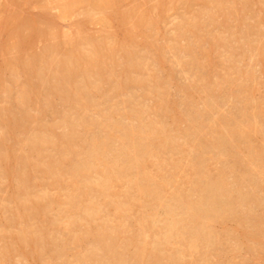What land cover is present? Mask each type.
I'll return each mask as SVG.
<instances>
[{"label": "rangeland", "instance_id": "rangeland-1", "mask_svg": "<svg viewBox=\"0 0 264 264\" xmlns=\"http://www.w3.org/2000/svg\"><path fill=\"white\" fill-rule=\"evenodd\" d=\"M0 264H264V0H0Z\"/></svg>", "mask_w": 264, "mask_h": 264}, {"label": "bare ground", "instance_id": "bare-ground-1", "mask_svg": "<svg viewBox=\"0 0 264 264\" xmlns=\"http://www.w3.org/2000/svg\"><path fill=\"white\" fill-rule=\"evenodd\" d=\"M24 41V40H23ZM18 49H19V47H18ZM20 50V49H19ZM97 50H98V48H97ZM93 52V51H92ZM98 53H100L99 51H98ZM96 55H97V52H96ZM87 57V56H86ZM98 57V56H97ZM43 59V58H42ZM52 59V58H51ZM70 59V58H69ZM73 59V58H72ZM72 59H71V61H72ZM63 60H64V58H63ZM46 61V60H45ZM91 62H93V61H91ZM49 63V62H48ZM61 63V62H60ZM64 64V63H63ZM75 64V63H74ZM74 64L73 63H67L66 65H62V63H61V65L62 66H65L66 68H64V69H66V70H68V71H70L73 67H74ZM76 65V64H75ZM88 65H91V64H88ZM61 66V67H62ZM94 66V65H93ZM76 68H77V65L75 66ZM48 68V67H47ZM54 70V69H53ZM62 71L64 72V70L62 69ZM61 71V72H62ZM75 72V71H74ZM42 74V73H41ZM59 81V80H58ZM93 87V86H92ZM24 123V122H23ZM136 129V128H135ZM123 131V130H122ZM124 132V131H123ZM126 132V131H125ZM133 132V131H132ZM131 132V134H133ZM150 133V132H149ZM150 134H152V133H150ZM149 134V135H150ZM122 135H124V134H122ZM127 135V134H126ZM138 136V135H137ZM136 137V136H135ZM137 138V137H136ZM131 139V138H130ZM35 141V140H34ZM40 142V141H39ZM134 142V141H133ZM145 149V148H144ZM143 149V150H144ZM104 150V149H103ZM147 150V149H146ZM145 151V150H144ZM142 153V152H141ZM147 153V152H146ZM141 155H143V154H141ZM149 155V154H148ZM100 154H98V153H96V154H93L92 155V158H91V160H90V162H91V164H93L94 162H96V161H98V160H101L100 159ZM143 158V157H142ZM135 161H136V164L134 165V167L135 168H138V166H139V164H140V162L138 161V159L136 160V158H135ZM143 161H145V159H143L142 160V162ZM142 165V164H141ZM111 167V166H110ZM117 167H118V165H117ZM117 167H113L114 169H117ZM133 167V166H132ZM139 168H140V166H139ZM113 169V170H114ZM116 171V172H115ZM109 172H110V169H109ZM108 171H107V175L108 174H110ZM114 172L116 173H114L115 175H116V177H115V179L116 180H119V179H121V177H122V175H121V170L119 171V172H117V170H114ZM137 172V171H136ZM106 173V172H105ZM134 177H136V176H134ZM108 176H104V181H103V185L104 186H107V184H108V182H107V180H108ZM133 183L135 184L136 182H134L133 181ZM137 184V183H136ZM132 185V184H131ZM140 188V187H139ZM102 193V192H101ZM212 200V199H211ZM247 203V202H246ZM116 206V205H115ZM115 206H113V207H115ZM188 206H189V204L187 205L186 204V207H184V209H185V211H188L189 212V210H188ZM119 207V206H118ZM209 207V206H208ZM211 207V206H210ZM126 207H124V209H125ZM118 209H121L120 207L118 208ZM191 209V208H190ZM210 209V208H209ZM221 209H224V207H222ZM116 211V210H115ZM123 211V210H122ZM224 212V211H223ZM219 216V215H218ZM92 220V219H91ZM208 220V219H207ZM140 223H141V221H139ZM144 222V221H143ZM141 225V224H140ZM143 226V225H142ZM145 226V225H144ZM145 228V227H144ZM100 231V230H99ZM98 231V233H100L99 234V236L98 237H100V239H105V240H108V238H109V236H107L108 235V233L106 232V229H101V231L99 232ZM107 238V239H106ZM108 242V241H107ZM195 242H196V240L195 239H191V243L189 244V246H188V250H194V248H195ZM140 244V243H139ZM140 246V245H139ZM142 246V245H141ZM144 246V245H143ZM145 247V246H144ZM144 247H141V249L140 250H142V248H144ZM143 252V251H142Z\"/></svg>", "mask_w": 264, "mask_h": 264}]
</instances>
